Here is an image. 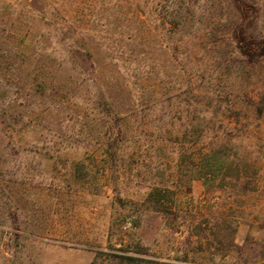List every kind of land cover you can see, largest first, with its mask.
<instances>
[{"label": "rangeland", "instance_id": "rangeland-1", "mask_svg": "<svg viewBox=\"0 0 264 264\" xmlns=\"http://www.w3.org/2000/svg\"><path fill=\"white\" fill-rule=\"evenodd\" d=\"M220 208L264 264V0H0V264H210Z\"/></svg>", "mask_w": 264, "mask_h": 264}, {"label": "trees", "instance_id": "trees-1", "mask_svg": "<svg viewBox=\"0 0 264 264\" xmlns=\"http://www.w3.org/2000/svg\"><path fill=\"white\" fill-rule=\"evenodd\" d=\"M235 1L237 2L238 0ZM254 106L256 107L253 113L255 116L258 117L262 109H260L259 103L257 105L254 104ZM196 147H194L191 150L196 149ZM197 151L199 152V158H200L198 166L200 170L199 172L201 173L199 177L204 181V185L206 186L209 192V189L211 187L210 185L211 180L209 179L210 178L209 176H211L212 173H210L208 169L209 168L208 159L211 158V154L213 153L219 154L223 150L217 152V150L212 148L211 145L210 146L202 145L200 148L197 149ZM215 160H216V164L220 162L221 177L219 181H215L218 184L217 189L220 190V192H224L226 190V188L228 187L227 184L228 180H234L237 184L241 180H243V183L241 185L242 186L241 195L243 196L254 192L255 189L253 187V184L255 179H253V177L252 178L246 177L244 180L243 179L244 177H242L241 175L242 174L241 169H239V166L237 164L233 163L231 164V168L232 166H235L234 171H236V177L234 179V177L228 175L229 173H226L228 170L231 169L228 164V159L222 158L221 161H217V158L215 157ZM213 180H215V178ZM237 184H235L234 186L237 187ZM167 193L168 192L166 190H161L159 188L154 189L150 193L148 200L152 202L154 206L152 210L155 213H159L162 215H170V216L175 215V217H178L179 216L178 212H176L173 209H169L165 204ZM216 198L220 199V197H216ZM212 216L211 218H213L216 221V223L213 224L210 228H208V225H205L206 222H202L198 224L197 227L195 228L198 231V233L194 234V239H196L195 243L197 245L195 253L201 256L210 257L212 260L210 261V264H216L215 259L217 258H220L221 260H226V258L231 256V254H235L237 256L239 262L238 264H257L258 263L257 261L254 262L251 261L250 263L248 260H245L243 258V250L240 247V245L236 242L238 227L237 229L235 227V229L232 230V227L230 225H227V222H225L224 220V212L222 211V209L221 211L218 210L217 212H215V214Z\"/></svg>", "mask_w": 264, "mask_h": 264}]
</instances>
